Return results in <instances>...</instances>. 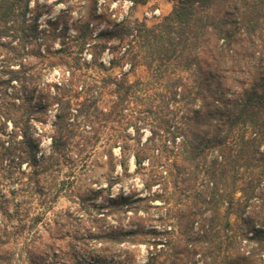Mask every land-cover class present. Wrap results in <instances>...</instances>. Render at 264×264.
I'll list each match as a JSON object with an SVG mask.
<instances>
[{
	"label": "trees",
	"instance_id": "16d2710c",
	"mask_svg": "<svg viewBox=\"0 0 264 264\" xmlns=\"http://www.w3.org/2000/svg\"><path fill=\"white\" fill-rule=\"evenodd\" d=\"M31 1L0 0V45L16 40L19 61L6 80H17L13 90L0 83L12 122L2 132L8 140L0 136V187L15 177V187L0 190V264H131L141 244L149 252L142 264H264V0H182L156 26L141 24L151 36L140 39L128 24L93 33L86 22L58 48L53 36H39L46 30ZM125 61L130 68L113 75ZM140 66L168 83L160 95L168 114L150 102L132 109L143 80L127 77ZM55 69L58 82L42 81ZM125 116L135 131L111 133V121ZM141 119L150 126L144 140ZM90 157L109 187L129 175L149 193L158 185L162 194L150 199L170 204L162 227L141 226L147 198L123 190L107 197L105 218L80 219L75 232L69 210L50 216L65 189L63 168L76 178ZM109 216L115 221L105 224Z\"/></svg>",
	"mask_w": 264,
	"mask_h": 264
},
{
	"label": "rangeland",
	"instance_id": "374dc122",
	"mask_svg": "<svg viewBox=\"0 0 264 264\" xmlns=\"http://www.w3.org/2000/svg\"><path fill=\"white\" fill-rule=\"evenodd\" d=\"M180 1L182 0H146L143 3H138L135 2V0H38L37 3L31 1L30 4L33 9L32 13H38L39 15V28L46 30L45 34H40L39 36H53L52 46L53 48H58L60 46V40H63L65 36H74L77 30L84 29L86 22H90V28L93 33H97L102 29L112 28L115 24H128L131 28L133 27L136 31H138L137 33H134L135 36H138L137 39L139 36H151L150 33L145 31V29H142L141 24H145L148 27L156 26L165 16L171 13ZM5 36L21 35L9 34ZM127 36L133 35L129 34ZM1 42L3 43L0 45V83L3 84V87L5 86L9 91H11L13 90V86L17 85V80L13 79L8 83L6 80L11 77L9 70L19 68V61L15 58L14 48H12V46L16 45V40L12 41L10 37H4ZM114 42L117 44L118 39H115ZM44 46L45 44L42 45V48H44ZM86 55L89 57V52H87ZM101 56L106 61L109 56L111 57V53L108 54L105 52ZM26 59V69L36 62V59L32 57V55L27 56ZM129 68V62L125 61L121 67H114V69L111 70V73L118 77L120 75V70L127 71ZM59 77L60 74H58L57 69H55L50 73H46L42 77V81L58 82ZM127 79L129 82H134L137 79L143 80V82L140 84L138 83L136 86L138 89H142L139 93V99L137 101L138 104L136 106L131 105L132 109L133 107H137L139 109L146 108L149 106L150 102L151 105L154 106L153 110L158 112L162 110L166 114L170 112V109L168 110L163 107L160 96L168 95L166 91L168 83L164 81L165 79H161L160 81L155 77L150 76L148 70L144 66L136 68L133 74L131 73L128 75ZM143 88H147L148 90L144 91ZM3 90L2 86H0V136H2L4 140H8V137L3 135L2 132L3 130H10L12 122L9 118H7L5 102L9 101V99L3 93ZM142 94H146V96H143ZM115 98V95L110 96V102H108L109 106L112 103L111 100H115ZM135 100L136 98H134V101ZM132 109L129 110L135 112ZM129 110L125 109L124 111L125 113H130L131 111ZM140 114L143 116V113ZM135 117L137 118V115H135ZM127 118H129V116L123 117L119 123L115 117L114 120L111 121V126L113 127L108 130L111 133L117 131L116 134L121 131L133 133L135 131V123H133L132 120H129V122ZM136 126H142L140 132L143 140L150 135V126L145 123L143 119L138 120L136 122ZM37 132L38 130L35 131V135L41 140L42 149L45 151L48 150L50 139L47 136L40 137ZM101 147V145H98L97 148L101 150ZM114 152L119 155V147H115ZM91 157L87 163H84L83 161V163H80L78 167L74 169L75 174H73L76 178H73L72 174L71 177L68 176L70 169L66 167L63 168L62 175L66 181L64 185L65 189L61 196L51 204L53 208L50 212V216H52L55 212L69 210L72 212L70 220L73 226L66 228L70 230V233L75 232L73 231L75 230L74 228H78V225L82 222L80 219L89 221V219L92 220V216L94 215L101 217V212L106 211L104 206L107 202V197L109 195L114 196L123 190L126 192H136L140 196H146V209L140 210L139 212V215L145 217V220L141 222V226L144 225L146 228H150L151 226L161 228L162 225L158 216H161L162 213L166 212V209L170 204H164L162 199H150L153 196L152 193L154 191L158 194H162L160 187L158 185L153 186L152 191L149 193L143 186L138 176L134 177L130 175L125 177L124 180L114 183L112 187H109L108 181L103 176L105 170L102 167L95 166V163L91 162ZM24 166L25 164H23V167ZM120 169L121 168L118 165L117 170L119 172ZM134 170V157L131 156L128 159V172L133 174ZM14 178L15 177L12 178V174H10L7 178H4L3 182L6 184L1 185V192L8 193L9 188L15 187L14 184H11V181ZM239 195L240 193L238 192L236 196ZM129 214H131V212H129ZM235 219V214L231 215V220L234 221ZM129 220H131L130 215L129 217H124L122 222L125 225H129ZM110 221L114 222L115 217L112 218L109 216L105 219L104 223L106 224ZM68 240L71 239L66 237L64 241H61V244L65 248L64 250L72 253L71 248L67 246L66 241ZM94 252H96V249L93 250V253ZM134 253L135 261L131 264L144 263L149 254L145 244L138 246Z\"/></svg>",
	"mask_w": 264,
	"mask_h": 264
}]
</instances>
